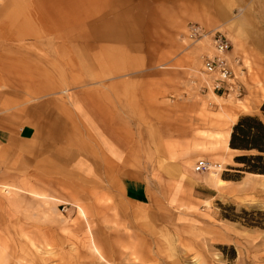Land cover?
Masks as SVG:
<instances>
[{
	"label": "crops",
	"instance_id": "0c3cea01",
	"mask_svg": "<svg viewBox=\"0 0 264 264\" xmlns=\"http://www.w3.org/2000/svg\"><path fill=\"white\" fill-rule=\"evenodd\" d=\"M197 3L49 0L48 12L36 15V60L25 66L0 58V243L17 226L35 238L40 223L28 196L72 188L74 178L150 206L155 163L158 178L176 180V202L186 185L202 201L222 192L193 169L201 154L194 128L189 149L179 146L185 109L162 106L168 84L184 82L187 63L178 41L170 49V20L182 22ZM230 136L204 158L234 163ZM49 226L46 240L56 244Z\"/></svg>",
	"mask_w": 264,
	"mask_h": 264
},
{
	"label": "rangeland",
	"instance_id": "374dc122",
	"mask_svg": "<svg viewBox=\"0 0 264 264\" xmlns=\"http://www.w3.org/2000/svg\"><path fill=\"white\" fill-rule=\"evenodd\" d=\"M48 1L0 0V58L25 66L36 60V15L48 12ZM198 2L195 8L190 5L182 22L170 20L176 27L170 49L175 50L178 41L187 63L181 67L184 82L169 83V99L162 104L185 109L179 116L183 126L179 146L189 149L192 128L200 137L201 154L193 169L227 131L231 134L242 115H261L264 102V0ZM191 23L227 34L241 94L213 92L202 63L214 50L206 47L207 38L188 37ZM241 153L233 151L234 161ZM219 163L222 171L202 173L222 191L209 201L195 198L191 185H186L184 198L176 202V180L170 174L158 178L160 165L155 163L150 206L129 201L120 192L112 194L113 189L106 187L103 193L98 182L77 178L72 188L28 196L36 199V224L40 223L36 237L17 226L15 237L0 243V264H264V174L240 172L236 168L242 165L236 161L227 165L219 159ZM238 172L240 179H230L237 182L229 187L225 177L234 178ZM23 212L28 214L27 209ZM246 218L262 224L249 225ZM47 224L57 235L56 244L46 240Z\"/></svg>",
	"mask_w": 264,
	"mask_h": 264
},
{
	"label": "built area",
	"instance_id": "2783aa9c",
	"mask_svg": "<svg viewBox=\"0 0 264 264\" xmlns=\"http://www.w3.org/2000/svg\"><path fill=\"white\" fill-rule=\"evenodd\" d=\"M188 37L194 41L207 38L214 54H206L203 59V73L208 77L213 92L230 94L236 90L241 94V86L236 83V75L232 67L230 52L232 42L227 34L220 30H208L201 24L191 23L187 26ZM222 164L207 158L197 160L194 170L198 173L222 171Z\"/></svg>",
	"mask_w": 264,
	"mask_h": 264
},
{
	"label": "trees",
	"instance_id": "16d2710c",
	"mask_svg": "<svg viewBox=\"0 0 264 264\" xmlns=\"http://www.w3.org/2000/svg\"><path fill=\"white\" fill-rule=\"evenodd\" d=\"M261 112V115H242L233 125L229 144L232 149L242 152L235 157V161L242 165L236 168L240 172L264 174V102ZM240 172L234 178H225L239 180ZM252 221V218H246L249 225L262 224Z\"/></svg>",
	"mask_w": 264,
	"mask_h": 264
},
{
	"label": "bare ground",
	"instance_id": "6f19581e",
	"mask_svg": "<svg viewBox=\"0 0 264 264\" xmlns=\"http://www.w3.org/2000/svg\"><path fill=\"white\" fill-rule=\"evenodd\" d=\"M206 42H207L206 46H207V48H208V47L210 46V42H209V40H208V41L206 40ZM222 96H223V95H222ZM228 96L230 97L231 94H229ZM215 172H216V171H215ZM218 172H219V171H218ZM218 172H216V173H218ZM255 175H259V174H255Z\"/></svg>",
	"mask_w": 264,
	"mask_h": 264
}]
</instances>
